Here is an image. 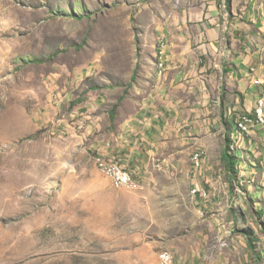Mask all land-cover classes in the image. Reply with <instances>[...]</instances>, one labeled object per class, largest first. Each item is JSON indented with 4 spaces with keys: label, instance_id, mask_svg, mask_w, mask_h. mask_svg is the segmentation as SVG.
I'll return each instance as SVG.
<instances>
[{
    "label": "rangeland",
    "instance_id": "rangeland-1",
    "mask_svg": "<svg viewBox=\"0 0 264 264\" xmlns=\"http://www.w3.org/2000/svg\"><path fill=\"white\" fill-rule=\"evenodd\" d=\"M212 1L0 0V264H159L164 251L175 264H264L263 141L238 147L228 134L236 176L216 129L200 149L203 171L167 164L168 148L130 163L132 190L115 189L94 162L116 140L114 105L97 95L128 87L114 69L122 78L144 45L158 47L159 29L210 16ZM219 1L227 28L246 24L264 40L240 18L264 0ZM198 183L207 197L193 195Z\"/></svg>",
    "mask_w": 264,
    "mask_h": 264
},
{
    "label": "crops",
    "instance_id": "crops-1",
    "mask_svg": "<svg viewBox=\"0 0 264 264\" xmlns=\"http://www.w3.org/2000/svg\"><path fill=\"white\" fill-rule=\"evenodd\" d=\"M209 11L208 17L206 12L189 15L176 27L159 29L158 41L168 43V65L162 75L157 70L155 45H144L141 59H133L122 78V68L114 69L113 77L128 87L118 90L120 95L113 94L116 90L97 95L99 106L114 105L110 117L116 140L103 149L106 153L123 157L129 164H151L160 155L167 156L169 148L172 156L165 158L167 164L179 159L189 163L195 151L208 148L216 129L220 137L224 133L225 138L231 134L238 139L234 117L254 112L264 92V86L255 84L256 79L264 80V40L246 24L227 28L229 21L219 0L211 2ZM261 12L254 9L253 16L247 12L240 18L250 17L264 35ZM231 14H238L237 9ZM243 34L255 46H247ZM248 136L242 144L264 142V127Z\"/></svg>",
    "mask_w": 264,
    "mask_h": 264
},
{
    "label": "built area",
    "instance_id": "built-area-1",
    "mask_svg": "<svg viewBox=\"0 0 264 264\" xmlns=\"http://www.w3.org/2000/svg\"><path fill=\"white\" fill-rule=\"evenodd\" d=\"M260 16L264 20V10L260 13ZM167 48L166 41L162 39L158 44L156 57L157 70L160 75L164 73L168 65ZM256 72V69H252L251 74L256 75ZM255 84L264 86V80L261 78L256 79ZM259 126L264 127V92L258 100L254 112L243 113L236 121L238 147H241L245 137ZM205 159L206 153L204 151H195L191 158L193 170L196 172L203 171ZM94 162L97 169L111 181L115 189L132 190L139 187L137 174L131 170L130 164L123 157L109 153H97L94 156ZM193 195L200 198L207 197L206 190L200 183L194 186ZM175 259L176 256L172 251H164L160 254L159 264H175Z\"/></svg>",
    "mask_w": 264,
    "mask_h": 264
},
{
    "label": "trees",
    "instance_id": "trees-1",
    "mask_svg": "<svg viewBox=\"0 0 264 264\" xmlns=\"http://www.w3.org/2000/svg\"><path fill=\"white\" fill-rule=\"evenodd\" d=\"M229 2H230V0H227L228 5H229ZM137 40L139 43V39H137ZM230 143H231L230 137L227 135L226 148L223 152V161H224L226 167L228 168V170L237 176V174L239 173L238 172V170H239L238 160L235 156L231 155V153H230Z\"/></svg>",
    "mask_w": 264,
    "mask_h": 264
}]
</instances>
